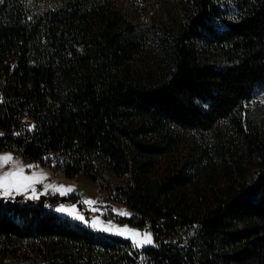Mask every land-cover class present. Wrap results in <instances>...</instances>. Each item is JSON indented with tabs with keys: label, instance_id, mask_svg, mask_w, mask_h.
I'll return each instance as SVG.
<instances>
[{
	"label": "trees",
	"instance_id": "16d2710c",
	"mask_svg": "<svg viewBox=\"0 0 264 264\" xmlns=\"http://www.w3.org/2000/svg\"><path fill=\"white\" fill-rule=\"evenodd\" d=\"M174 2L184 17L175 27L155 24L160 65L151 68L148 34L108 0L37 9L0 0V151L46 166L44 152L63 149L74 159L62 169L68 179L82 171L116 178L122 201L139 213L107 218L138 228L151 220L167 238L137 247L57 210L76 194L40 204L12 193L0 196V264L31 253L44 264H264V159L250 179L226 169L223 184L214 183L209 150L157 176L179 129L221 140L226 123L264 150L241 120L264 87V0ZM199 178L208 192L195 205L185 194Z\"/></svg>",
	"mask_w": 264,
	"mask_h": 264
},
{
	"label": "rangeland",
	"instance_id": "374dc122",
	"mask_svg": "<svg viewBox=\"0 0 264 264\" xmlns=\"http://www.w3.org/2000/svg\"><path fill=\"white\" fill-rule=\"evenodd\" d=\"M27 1V0H25ZM33 9L45 8L49 6H58L62 0H28ZM111 5L119 9L125 17L137 24L139 29L148 34L146 40L147 47L143 59L145 65L151 68H156L160 65L158 59V49L153 40V31L155 24H163L168 27H175L184 17V11L179 7L174 0H151L141 2L138 0H108ZM241 120L243 128L246 131H256V136L264 141V87L257 90L244 103V109L241 113ZM229 126V127H228ZM222 133L219 134L223 139L218 137L213 132H197L179 129L176 134L178 142L176 148L167 154L157 168V176L161 173L177 170L186 161H191L195 157L209 150L215 159L216 177L215 184L224 183V175L226 169L233 173L234 176L250 179L257 170V163L264 159V150L258 152L253 143H247L235 134L232 133L230 124H222ZM224 141L223 148L214 150V142ZM217 145V144H216ZM222 154V159L217 157ZM11 155L16 164H8L0 167V174L12 170L14 167H23L24 175L38 176L39 180L32 184L27 191H21L25 197L41 198L45 195L46 200L49 197L57 195L59 198L70 194H76V198L68 201L66 208H74L78 214L83 215L85 221L75 218V214L69 215L73 219L83 222L84 224L93 227L95 221L100 223L93 227L96 230L107 231L113 235L130 239L137 247H140L134 242L131 236V231L141 234L150 233L152 238V228L149 224L143 228H138L128 222H119L113 218H107L108 212L113 211L115 214L121 216H131L132 214L139 215L136 210H133L122 200L114 199L110 204L102 205L96 202L97 198V184L95 179L86 172H80L74 178L68 179L63 171L51 170L49 167L41 163H32L16 155L12 151H0V156ZM220 159V160H219ZM226 165V168H223ZM33 166V167H29ZM108 178V179H107ZM106 181L112 184L117 183L116 178H109ZM208 181L204 178H199L192 188L187 189L186 198L190 203L197 205L201 204L202 199L206 197L208 192ZM64 186L71 187L73 191L62 194L56 191V188ZM33 189L35 193H33ZM12 193H17L13 190ZM3 195V190L0 189V196ZM92 201L94 203H88ZM127 213V214H125ZM125 229L131 231H124ZM153 241V238H152ZM152 243H144L148 245ZM1 264H44V260L36 257L34 254L27 258L21 256H8L4 258Z\"/></svg>",
	"mask_w": 264,
	"mask_h": 264
},
{
	"label": "built area",
	"instance_id": "2783aa9c",
	"mask_svg": "<svg viewBox=\"0 0 264 264\" xmlns=\"http://www.w3.org/2000/svg\"><path fill=\"white\" fill-rule=\"evenodd\" d=\"M3 95L0 93V97ZM21 126L28 129L29 131H32L35 126V121L28 115L22 116V119L20 121ZM16 131L13 130V134H15ZM4 132L0 131V135H3ZM44 161L46 162V166L49 167L51 170L56 171H62L63 166L67 163H74V159L63 149H53L49 148L46 152L43 154ZM84 172V171H82ZM91 175L95 180V183L97 184V198L96 202L102 205L110 204L114 199H120L125 201V197L117 189V185L112 184L111 182H108L105 180V177L102 175H96L92 172L88 173ZM126 177L130 176L129 172L125 173ZM152 228V244L158 245L162 240L167 241L166 237H162L160 234L157 233V231L154 229L153 224L150 221L147 222ZM146 224V225H147Z\"/></svg>",
	"mask_w": 264,
	"mask_h": 264
},
{
	"label": "snow or ice",
	"instance_id": "6c2138e0",
	"mask_svg": "<svg viewBox=\"0 0 264 264\" xmlns=\"http://www.w3.org/2000/svg\"><path fill=\"white\" fill-rule=\"evenodd\" d=\"M16 164L12 158L11 155H4L0 156V167L7 166L8 164ZM33 167V166H29ZM39 180L38 176L32 175V176H26L24 175V169L23 167H14L12 170L4 172L3 174H0V189L3 190L4 196H9L12 194L13 190L17 193L21 191H27L28 188L32 186L33 183L37 182ZM56 191H60L62 194L65 192L73 191L71 187L65 188L64 186H60L59 188L55 189ZM33 193H35V190L33 189ZM88 203H94L92 201H88ZM60 212L68 213L69 215L75 214V218L79 219L81 221H85V218L83 215L78 214L77 210L74 208H66V207H60L57 209ZM127 214V213H125ZM87 222V221H85ZM100 222L97 220L93 223V227L97 226ZM124 231L128 232L131 230L125 229ZM131 236L134 239V242L142 246L144 243H152V238L150 233H144L141 237L140 233L131 231Z\"/></svg>",
	"mask_w": 264,
	"mask_h": 264
},
{
	"label": "water",
	"instance_id": "95a60500",
	"mask_svg": "<svg viewBox=\"0 0 264 264\" xmlns=\"http://www.w3.org/2000/svg\"><path fill=\"white\" fill-rule=\"evenodd\" d=\"M65 197H66V196H63V197L59 198L57 195H54V196L50 197V200H51V201H55V200H58V199L65 200V199H66ZM45 200H46V197H45V195H44V196H42V197L40 198L39 203H40V204H43V203L45 202Z\"/></svg>",
	"mask_w": 264,
	"mask_h": 264
},
{
	"label": "crops",
	"instance_id": "0c3cea01",
	"mask_svg": "<svg viewBox=\"0 0 264 264\" xmlns=\"http://www.w3.org/2000/svg\"><path fill=\"white\" fill-rule=\"evenodd\" d=\"M105 232H107V231H105ZM107 233H109V232H107ZM142 246H145V245H142ZM142 246H140V247H142Z\"/></svg>",
	"mask_w": 264,
	"mask_h": 264
}]
</instances>
